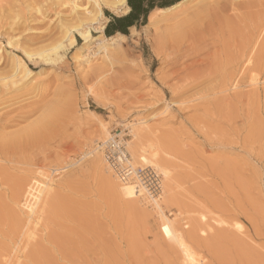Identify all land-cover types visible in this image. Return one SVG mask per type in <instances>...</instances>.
<instances>
[{"label": "rangeland", "instance_id": "rangeland-1", "mask_svg": "<svg viewBox=\"0 0 264 264\" xmlns=\"http://www.w3.org/2000/svg\"><path fill=\"white\" fill-rule=\"evenodd\" d=\"M60 2L0 0V79L21 76L18 58L44 88L0 107V139L18 142L0 141L18 151L0 157V264H188L184 249L200 264H264V0L155 8L109 57L103 30L87 62L75 33L62 62L28 58L78 22ZM102 12L106 24L127 14ZM187 71L199 84L180 81ZM118 133L129 155L145 151L132 166L154 169L157 188L105 167L95 143Z\"/></svg>", "mask_w": 264, "mask_h": 264}, {"label": "bare ground", "instance_id": "bare-ground-1", "mask_svg": "<svg viewBox=\"0 0 264 264\" xmlns=\"http://www.w3.org/2000/svg\"><path fill=\"white\" fill-rule=\"evenodd\" d=\"M59 1V0H58ZM83 0H63V4H66L67 5L69 4L70 5V10H72L75 14H77V17L78 19L76 20V25H71V27L68 28L69 29H66L64 30V35H63V38L58 41L57 43H55L54 45L52 46H49L45 49H41V51H38V52H33V53H30V52H25L26 56L28 58H31L33 59L34 56H38L39 60L43 61V62H46V63H56V62H62L63 60V57L66 55V52L68 50H70L71 48H73V46L76 44V37L74 35L77 34L79 35V37L81 38V40L83 41L82 44L85 45V50H86V54L85 55H80L81 58H78L80 61H83V62H87L88 59H89V54H94V52H91V51H94L92 50L90 47H89V44L91 43V41L93 39H95V37H93V34L92 33H95L97 34L98 36H100L99 38H101L102 36V33H103V30L105 28V25H106V21H107V17L103 14L102 12V8L103 7H108L111 11H113L114 13L118 14H125L128 10H129V6L127 5L126 3V0H86L84 2H82ZM187 1H190V0H180L178 2H176L175 4L171 5V6H168V7H165V8H157L156 11H171L173 9H175L176 7H178L179 5L187 2ZM54 3V2H53ZM57 3V1H56ZM83 3V4H82ZM59 4V2H58ZM57 4V6H58ZM60 4H62L60 2ZM62 5H59L60 7L63 6ZM56 7V6H55ZM65 7V6H64ZM67 7V6H66ZM69 7V6H68ZM80 7H83L80 9ZM47 9V8H46ZM153 11V10H152ZM151 11V12H152ZM150 12V15L148 17V25H154L156 22H157V17L155 16V14L152 12ZM71 13V11H70ZM73 13V14H74ZM72 14V15H73ZM74 14V15H75ZM118 14V15H120ZM80 15V17L78 16ZM1 17V16H0ZM17 17V16H16ZM76 17V16H75ZM76 17V18H77ZM14 20V18H13ZM75 24V23H74ZM132 30L134 31V27H132ZM172 30V29H171ZM261 30V29H260ZM173 31V30H172ZM169 32V33H168ZM180 32V31H179ZM179 32L175 33L174 31L171 32V31H167V36H168V39L170 41V44L171 46H169L171 48V51H170V56L171 57H175L178 55V52L181 51V49L184 47L183 44H182V39H180L179 37ZM182 34V32H181ZM117 37H121L123 38L124 35L122 34H119V33H116L114 35H111V36H104V38L102 39H99L97 41V50H102L103 52V56L104 57H109V52L111 51L110 50V46L111 45H115V46H118L119 43L117 42ZM109 42L108 44L106 42ZM256 41V40H255ZM96 43V42H95ZM253 45V44H252ZM168 47V48H169ZM188 48V47H187ZM249 49V48H248ZM251 49V48H250ZM250 49L249 50H246V52H249V54L251 53L250 52ZM252 50V49H251ZM183 52V51H182ZM245 52V54H246ZM187 56V54H185V57ZM189 57V56H188ZM187 58V57H186ZM15 61V60H14ZM34 61V60H33ZM186 61V60H185ZM197 61V60H196ZM173 62V61H172ZM15 65H16V68H21L22 70V74L21 76H17L18 74L15 73V74H8L7 76L3 77L2 79L0 80H4L3 82L0 81V87H1V90L2 92L0 93V107H3V106H6V104H10V106L12 105V101H15L17 99L20 100V97L25 95V93L23 94L21 92V90H28L30 91V93L32 92H36V94H40L44 88H42L43 84L40 82V83H33L29 80V77L31 76L30 74L32 73L31 70L26 67L25 65H23L20 60L18 58H16V61L14 62ZM179 64V63H178ZM182 64V63H180ZM14 65V64H13ZM194 65V64H193ZM184 66V65H183ZM189 67V66H188ZM178 69V68H177ZM183 69V68H182ZM197 69V68H196ZM17 70V69H16ZM91 71H98L100 70L99 67H91L90 69ZM180 70V69H179ZM192 70V69H191ZM195 70V69H194ZM175 71V69H174ZM178 71V70H177ZM181 71V70H180ZM188 72V73H187ZM187 75L191 74L190 71H187ZM196 72V71H195ZM200 73V71H198ZM181 73V72H180ZM185 73V74H186ZM194 73V72H193ZM198 73V74H199ZM197 75V73H195ZM195 74H191V75H195ZM202 74V73H201ZM185 75L183 78H180V81H184L185 82V86L186 85H193V84H199L200 81H196L195 82V78L191 79L190 80V77L187 78ZM195 75V76H196ZM14 76H17V78H13ZM183 75H181L182 77ZM195 76H192V77H195ZM13 78V80L11 79ZM178 78V77H177ZM178 78V79H179ZM199 76L197 77L196 80H198ZM201 78V77H200ZM199 78V79H200ZM5 79H8L10 81L6 82ZM189 79V80H188ZM1 82L3 84H1ZM193 83V84H191ZM189 87V86H188ZM9 90V91H7ZM210 90V89H209ZM7 91V92H6ZM20 92L22 93V95H20ZM25 92V91H24ZM46 93V92H45ZM28 94V93H27ZM26 94V95H27ZM25 95V96H26ZM44 96V95H43ZM18 100V102H20ZM22 100V99H21ZM17 103V101H15ZM17 107L19 106H15V108L17 109ZM14 110V108L12 109ZM10 111V110H9ZM6 115H8V111L7 113H5ZM4 114V115H5ZM1 126V125H0ZM3 126V124H2ZM105 129V128H104ZM108 130H106L107 132ZM17 133V132H16ZM20 132L17 133V137H19L20 139ZM15 134H13L14 136ZM15 135V136H16ZM9 136V135H8ZM11 136V135H10ZM10 136L8 137L9 138V141L10 142H16L18 144L17 141H11V138ZM106 136V134H105ZM6 137V136H5ZM110 137V136H109ZM16 138V137H14ZM12 137V140L14 139ZM3 140H7V137L5 139H0V141H3ZM7 140V142H9ZM106 141V140H105ZM20 142V141H19ZM127 144V142H126ZM20 147V146H19ZM20 149V148H19ZM127 149V148H126ZM16 150V145L15 144H11V145H0V157H2L3 159L5 160H12V158H16L15 157V154L16 152L18 151H15ZM20 151V150H19ZM93 151V150H92ZM94 151H98L97 147L94 148ZM90 152V151H89ZM127 152V150H126ZM134 155H129V161H128V164L131 166V168L133 169L135 175H136V179H138L142 185H144L143 183V180H142V176L140 177V175L136 174L135 172V169L138 168V167H134L132 166V163H133V158L134 160H137L139 159L140 161H143L144 163H147L149 162L148 158L143 155V152H145L144 150L140 151V150H137L135 151L134 150ZM139 153V154H137ZM99 155H102L101 153ZM152 156V155H151ZM103 157V156H102ZM150 157V156H149ZM19 159V158H18ZM118 162H121L120 161V158L118 157ZM15 161V159H14ZM17 161V159H16ZM8 163V162H7ZM141 168V167H140ZM121 177V176H119ZM129 178H133V177H130V176H127ZM135 180V179H134ZM137 181V180H136ZM134 182V181H133ZM132 184V183H131ZM137 185V184H136ZM146 185V183H145ZM145 187V186H144ZM158 190V189H157ZM147 196V195H146ZM156 205V206H155ZM155 207H157V209L159 210L161 216H162V222H161V232L163 233V235H165L166 237H175L176 236V233L174 232V229L169 221V219L167 218V216L165 215V213L162 211L159 203L155 200ZM37 222V220H36ZM178 240H179V237H178ZM181 241V240H180ZM183 243V242H182ZM180 244V243H179ZM183 245V244H182ZM184 247V246H183ZM184 256L185 258L187 259L188 261V264H200L199 262H196L195 260H193L192 258H190V255L188 253V251L186 249H184Z\"/></svg>", "mask_w": 264, "mask_h": 264}, {"label": "built area", "instance_id": "built-area-1", "mask_svg": "<svg viewBox=\"0 0 264 264\" xmlns=\"http://www.w3.org/2000/svg\"><path fill=\"white\" fill-rule=\"evenodd\" d=\"M126 142L124 134H112L104 142H96V147L98 151L104 155L105 167L110 170L114 176V172L121 177H133L136 176L131 166L128 164L129 155L126 152ZM98 143V144H97ZM120 158L121 162H118L117 158ZM145 170V171H144ZM136 174L143 176L144 183L150 181L151 188H157L156 178L159 177V174L155 172L152 168L142 169L140 167L135 169ZM119 176V175H118Z\"/></svg>", "mask_w": 264, "mask_h": 264}, {"label": "trees", "instance_id": "trees-1", "mask_svg": "<svg viewBox=\"0 0 264 264\" xmlns=\"http://www.w3.org/2000/svg\"><path fill=\"white\" fill-rule=\"evenodd\" d=\"M180 0H126L129 6L127 14L117 17L108 14L110 20L104 28L106 36L120 33L127 35L131 26H143L147 22L149 13L155 8H165L171 6Z\"/></svg>", "mask_w": 264, "mask_h": 264}, {"label": "crops", "instance_id": "crops-1", "mask_svg": "<svg viewBox=\"0 0 264 264\" xmlns=\"http://www.w3.org/2000/svg\"><path fill=\"white\" fill-rule=\"evenodd\" d=\"M109 20H110V19H109ZM131 27H133V26H131ZM131 27H130V28H131ZM115 34H116V33H115ZM119 34H120V33H119Z\"/></svg>", "mask_w": 264, "mask_h": 264}]
</instances>
